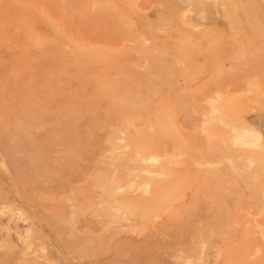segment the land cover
<instances>
[{
    "label": "rangeland",
    "instance_id": "rangeland-1",
    "mask_svg": "<svg viewBox=\"0 0 264 264\" xmlns=\"http://www.w3.org/2000/svg\"><path fill=\"white\" fill-rule=\"evenodd\" d=\"M71 1L66 0V3H64V0H53V2L48 5V8L45 9L43 19H47L49 22H44V25L52 31L59 32L60 48L67 46L64 50L59 49L60 58H63L61 59V66H64L65 57L71 58L77 64L76 66L82 63V65H85L83 67L81 65L80 68L78 66L80 70L83 69L82 71L85 72V68L88 67L87 69L89 72H86L89 74L90 72L91 74L94 73L97 78L90 74V81L96 84V86L94 85V88H91L92 91L88 89L84 91L81 85L79 86L80 83L78 82L85 81V77L88 73L85 74L82 80L81 76L84 74L81 73L82 75L79 76L82 71L77 68L79 70L77 72L78 75L76 74L77 76L71 78L73 80L72 83L70 82L72 81L71 79L68 83L70 88L62 91L64 96L74 97L76 94V98H117L115 95H119V97H121L120 95L135 96L139 93H143V96H146V94L150 96V91H155L152 97L154 95L156 98L166 96L174 97L183 101L185 104L184 110H187L189 107L190 111L194 110L198 112L201 133H204L206 130H211L216 136L223 134L231 124L230 120H228V124L217 123L214 125L207 121L206 118L211 112H217H213L209 108L210 105L214 101L227 95L230 98L238 99L247 98L249 96L248 100H252L251 103H254L255 107L253 104L249 106L251 104L247 100L249 105L246 104L245 113L250 118V127L257 130L262 135L264 142V80H262L264 72L263 69H261L264 64H260L264 63V49L261 48V46L264 47V32H262L264 31V28H262L264 27V0H254L253 3L251 2L252 0H241L243 3L239 0H227V2L226 0H74V5ZM229 2L233 3L235 6L229 4ZM5 3H7L5 0H0V6L2 5L0 8L1 36H7L11 31L16 32L21 29V22L24 21L22 18L26 16V14L22 17L19 16L23 9L18 5L21 3V6L25 8V0H9V4H6L8 6L12 3L15 4H12L10 7L14 9L17 7L19 14L16 11V17L12 16V13L11 15L7 13L8 10H6V8L9 9V7H4ZM70 3L72 4L71 9ZM12 8L10 9L12 10ZM13 10L12 12L14 14ZM248 10L250 11L248 12ZM23 12H26V8ZM5 13L8 15H4ZM54 13L58 15L56 16ZM247 13L250 14L247 15ZM52 15L54 16L52 17ZM180 15L184 16V18L180 17ZM246 16L248 17L246 18ZM181 18L185 20L184 23ZM3 19H7V21L2 22ZM18 19L22 21L19 23ZM189 22H192L191 25ZM49 23L50 25L52 24L51 26H54L55 30L49 26ZM188 26L189 28H187ZM192 27L195 28L193 29ZM2 30L3 32L10 33H3ZM138 35L141 37L140 39L136 38ZM60 36H62L65 41L60 38ZM142 42L144 43L142 44ZM4 43L6 42L0 43V54L5 56L4 62L6 64V62L9 61L8 59L6 61V58L10 56V48L7 44L4 46ZM137 43L139 44L137 45ZM138 46L141 47L139 48ZM73 47L80 49L78 52L79 54L81 53V57H79L78 54H72L70 50ZM84 48H89L90 51L88 50L85 52L83 51ZM247 48H249L248 51ZM103 49L108 50V53L112 52V54H105V52L102 51ZM129 50L133 52H129ZM134 50H137V52L138 50H142L141 53L138 52L139 57L136 51V53H134ZM93 51H100V55ZM114 51L118 53H113ZM126 51H128V53ZM143 51L146 52L143 53ZM67 52H69V54H67ZM228 54L230 55L228 56ZM158 56H160V58ZM167 56L170 63L173 62V65L161 59L167 58ZM144 57H146V59H144ZM90 58L94 60H90ZM171 58H174L176 62L174 63V60ZM260 59L263 60L260 61ZM177 60L180 62H177ZM248 61L250 62L248 63ZM123 62L130 66L131 69H128L130 67L127 66L126 68L122 66L120 69H126L124 72L129 70L127 72L129 74H126V72L115 73L116 70L113 72L115 67H119L120 63L123 65ZM130 62H132L133 65L130 64ZM258 62L260 63L258 64ZM101 63H106V66L101 65ZM221 63L225 67L220 66V71L218 73V66L221 65ZM107 64L110 66L109 68H107ZM136 64H138V67L136 66L137 68L135 67ZM165 64L171 67L168 66L165 68ZM97 65L104 66L105 68L103 67L101 71ZM175 65L179 67L177 69H181V72L174 69ZM91 66L93 69H90ZM106 68L107 70H105ZM161 68H163V70H161ZM173 69L175 71H173ZM183 69L188 71L186 72V70L184 71ZM260 69L262 70L261 73ZM117 70L120 71L119 68ZM130 70L134 72L131 73ZM168 70L171 74L168 73ZM24 71V69H20L18 73L21 74ZM62 72L64 71L62 70L61 73ZM166 72L168 74H166ZM189 72H195L197 75L193 73L192 78L189 79L191 75ZM134 73L138 74L134 76L135 79H133ZM131 74L132 77H129ZM259 74L262 76L260 77ZM102 76L107 79H105V83L101 82L103 85H100V81H103ZM167 76L169 77L168 79L166 78ZM114 77L118 79L121 77L122 80H115ZM202 77L205 78L203 79ZM61 78H64V76ZM75 78L78 80L76 81ZM99 78H101L100 81ZM165 78L166 80H164ZM123 80L126 82H123ZM210 80L211 83L209 82ZM106 81L109 82L107 83ZM111 82L120 87L119 89H115L116 86L114 85L111 87L114 88L115 91L117 90L116 92L114 91V94H112L113 90L111 91V89H109L111 86L110 84H112ZM60 83L61 87L65 86V84L67 85V83L64 84L63 81H60ZM248 83H250V85ZM207 84L211 86L209 87ZM253 84L259 89L255 91L256 87L254 88L252 86ZM97 86H100V88L102 86L103 88H101L102 90L99 92H94ZM24 87L25 86L20 84V89ZM126 87L128 89H126ZM262 90L263 93L261 95ZM162 91H164L166 95H162ZM45 93L42 91V93H35L36 95L32 94V98H30L32 95L27 97L8 96L11 100L9 98L0 100V264H197L198 262L193 254L194 249H190L191 245L192 248L197 247V243L194 239L197 241L198 237L193 232L197 224L201 226V228L206 229L208 226H211L216 232L212 238L208 236V233L203 235V242L205 245L203 244L201 246L203 247V251L206 250L204 253L206 256L208 255L207 257L212 260L217 258L223 260L226 254H231L229 255L230 257L227 256L229 258L233 256V259H238V257L234 258L237 256H234V253L238 252L239 254L240 251V253L243 252L241 250L242 246L238 243L243 245V237L240 234H243L241 233L242 229H244L243 231L245 233L247 225H238V227L241 228L240 230L238 228L237 231H240L238 234L236 230L232 229L234 227L236 229L237 225H229L228 227L219 224L223 221V208L219 205L217 198L206 197L198 199L194 208L195 211L193 210L194 212H190L192 215L190 217L193 220L188 216L189 213L184 214L189 219L182 215L186 221L185 219L183 221V218L181 219L182 216L157 218L156 225L151 228L146 227L142 231L140 227L136 225L138 220L137 217L124 209H117V207L121 203H124L125 197L127 199L129 196H137L139 192L140 194L146 193L144 195L147 196L150 193V196L151 191H142L136 184L134 188L131 189L126 187H121L124 189L119 188L117 190L118 193L113 197L106 194L104 195L102 190L95 185L98 183L97 178L101 174L105 173L104 175L109 178L118 173L122 168H125L124 165L115 162L114 155L115 153L129 151V148L123 146L126 134L122 133L120 134L121 137L114 138L115 135L111 134L112 127L105 125L106 118L104 115L110 112L108 102L103 99L96 109L101 119L98 116L93 117V115H90L94 118L91 119V117H88L89 114L75 119L72 115L67 113V115L60 116L57 112L58 105H60L58 104L60 103L59 99H57L54 94H50V92L46 95ZM250 93L258 95H256V97ZM38 94L39 96H37ZM241 94L243 95L240 96ZM28 97L30 98L29 100ZM253 97L255 99H253ZM259 97H263V101ZM202 99L203 102L199 105V100ZM259 105L263 106L260 107ZM10 106L12 108H10ZM257 106L260 107V109H256ZM195 107H197V109ZM26 108L31 109L29 115L35 114L32 116V120L35 122H32L36 124L35 126H39L37 128L34 127L35 129H33L26 138V143L24 145L16 147L10 144L3 145L2 138L4 136V128L11 125L16 120L23 118ZM7 110L9 111L7 112ZM142 111L145 112L148 110L142 109ZM63 112H66V108ZM56 118L59 119L57 123L56 121L58 119ZM97 118L100 121H98ZM73 119L81 123L78 129H76L78 133L74 132L75 130L71 128L74 123ZM91 120H95L93 124L95 126L96 123V128L92 126ZM60 121L64 122L63 125L66 127H64L65 130H58ZM96 121H98V123ZM79 129L81 130L80 132ZM61 132H63V134H61ZM74 134L76 139L72 136ZM111 135L113 137H111ZM58 138L61 139L58 140ZM64 140L67 144L63 143ZM78 141H80L79 144ZM61 142L65 145L62 146ZM76 142L77 144H75ZM60 143L62 147H60ZM71 145L72 147L67 149L68 146ZM75 146L81 151L75 148ZM74 149L79 153L78 160L76 161L77 164L72 161L66 162L65 159V157L71 156L70 154L71 152L73 153ZM65 151L67 153H65ZM42 153L47 156V173L45 172L44 175L34 176L32 173L41 168L39 159ZM80 157H82V161H79ZM65 163L67 164L65 165ZM70 166L71 168L73 166L74 170L79 169L80 171L78 170V173L77 171L72 172L73 169L72 171L69 170ZM64 168L66 171H69L66 172ZM61 169L65 174L61 173L63 172ZM79 172L80 174L84 173V175H80ZM70 174H73V176ZM103 177L104 176L101 178ZM68 178L71 180H67ZM87 186L90 187L88 191L87 189H82L83 187L87 188ZM126 191H128V195ZM106 199L110 205H113L107 207V209L102 206L106 202ZM192 204L193 200L189 192L186 196V205L192 207ZM252 211L256 212V206ZM116 214L118 215V219L113 223L114 220H112V217H116ZM254 215L255 219H257L260 224L251 225V228H249L250 225H248L249 227L247 226V232L249 234L245 233V235H249L248 238L251 236V243L254 242L252 238L255 240L254 244L252 243L249 245H257L254 246V249H256L255 256L251 255L254 258L250 256L249 258L251 260H264V216L257 213H254ZM130 219L133 220L130 221ZM189 220L191 221L189 222ZM71 223H73V225ZM220 225L225 227L223 228ZM190 226L195 228L192 229ZM218 226H220L219 229L222 228V230H217ZM244 226L245 228H243ZM255 226L256 228L258 227L257 229H260L262 233H259L260 231L256 230ZM226 227H228V229ZM253 227L254 230L252 229ZM232 230L234 231L232 232ZM250 233L252 234L250 235ZM256 235L258 236L257 239L255 238L257 237ZM261 236H263V238ZM189 239H192V242L194 241V245L189 242ZM211 239L213 242H211ZM230 240H232L234 245L231 244ZM229 243L232 245L231 247H229ZM211 244H213V247H211ZM214 245H216V247L218 246V248ZM227 246L230 248V251L226 250L228 248ZM248 247L247 249H249ZM235 248L239 250L237 251ZM259 248L260 250H258ZM222 249H224L223 252H221ZM242 249L245 251L244 246ZM247 249V252H244V258L247 257L246 253L249 254ZM254 249L253 251H251V248L249 249L251 251L250 254L255 252ZM238 256H240L239 259H242L240 254ZM186 261L191 263H187Z\"/></svg>",
    "mask_w": 264,
    "mask_h": 264
},
{
    "label": "bare ground",
    "instance_id": "bare-ground-1",
    "mask_svg": "<svg viewBox=\"0 0 264 264\" xmlns=\"http://www.w3.org/2000/svg\"><path fill=\"white\" fill-rule=\"evenodd\" d=\"M5 1L7 3H5L4 7L8 6L6 4H9L8 3L9 0L8 1L5 0ZM64 1H65L64 3H66V0H64ZM129 1H131V0H129ZM239 1L241 2V0H239ZM253 1L254 0H252L251 2L253 3ZM52 2H53V0H49V1H46V0H25V4H24L25 8H26L25 13L23 12V10L25 8H23L21 6V3L20 4L17 3L20 6V8L23 9L22 12H20L21 15L18 13L17 7L15 8L16 10L14 8L10 7V6H12L13 3L11 5H9L8 7H9V9L10 8H12V10L14 9L13 10L14 14H13L11 9L9 10L8 8H6V10H8L7 13H9V15H11V13H12V16L16 17V14L18 13L19 16L22 17L26 14V16H25L26 18L25 17L22 18L24 21H22V20L19 21V19H18L19 23L22 21L21 22L22 23L21 29L17 30L16 32L11 31V33L5 32V31L3 32V30H2L3 33H10V34L7 36H1L0 35V43L6 42V43H4V46H5V44H7L10 48V51H9L10 56L6 58V61H7V59L9 61L6 62V64L4 62L5 56L0 54V100H5L6 98H9L8 96L27 97V96H31L32 94L36 95L38 92L42 93V91H44V93L46 92L45 95L47 93L49 94V92H50V94L51 93L54 94V96L57 97V99H59L60 103H58V104H60V105H58V109H57L58 114L60 116H63L67 113V114L72 115L75 119H77L80 117H84L87 114H89L88 117H91L90 115H93V117L98 116L100 118L101 116L99 114H97L96 109L100 105V102L103 99H105L108 102V105L110 107V112L107 113L106 115H104L106 118L105 119V125H109L112 127V133L111 134L115 135L114 138L115 137H121L120 134H122V133L126 134L125 142L123 143V146L126 148H129V151H123L120 153H115V155H114L115 162L118 164L124 165L125 168H122L118 173L110 176L109 178H107V176L104 175L105 173L101 174L97 178L98 183H96L95 185L102 190L104 195L106 194V195L113 196V197L116 196V194L118 193L117 190L119 188L126 187L128 189H131V188H134V186L136 184H137V187L142 189V191H145V192L151 191L150 196H149L150 193L147 196V195H144L146 193L140 194V192L138 191L140 195L138 194L137 196L136 195L135 196H129V197H127V199L125 197L124 203H121L117 207V209H120V210L124 209L128 213L137 217L138 220H137L136 225H138V227H140V229L142 231L146 227L151 228L154 225H156V219L157 218L177 217V216L179 217V216H182V215L188 214V213H189L188 214L189 217L192 216L190 214V212H192L194 210L198 199L206 198V197L217 198L219 205L223 208V212H222L223 213V221L220 222L219 224L226 225L228 227H229V225H233V226L237 225L236 229H235V227L232 228L236 231L239 228L238 225H245V226L250 225V227L249 226L248 227L251 228V225L260 224V222L257 219H255L254 213L261 214L264 216V142L262 139V135L257 130H254L250 127V118L245 113L246 104L249 105L248 103L250 102L251 105H249V106H252V104L254 106V103H251L252 100H250V101L248 100L249 96L247 97L244 93V95L247 98L244 97L242 99H238V98H232V97L230 98L227 95L225 97H221L220 99L214 101L210 105L209 108L213 112L214 111H217V112H215V113L211 112L208 115V117L206 118L207 121H209L212 125H214L217 123H220V124H226L227 123L228 124V120H230V124H231L229 126V128L223 134L217 135V136L211 130H206L204 133H201L200 123H199L200 118H199L198 112H195L194 110L190 111L189 107L187 108V110H184L185 104L183 103V101H181L180 99L174 98V97H170V96L156 98V96L154 95L152 97V95L155 94V91H152L154 93H152L150 91L151 97L147 94H146V96H143V93H139L140 96H139V94L135 95V96L134 95L133 96H130V95L129 96L128 95L122 96V95H120L121 97H119V95H115V96H117V98L116 97L115 98H113V97H109V98H76V94H75L76 92L75 91H73V92H75L74 97H66L63 95L62 91L70 88V85L68 84L70 79L74 78V76L78 75L77 72L80 70L79 68L81 67V65L83 63L81 65H78L79 66V68H78V66H76L77 64L73 61V59L65 57L64 58V66L63 67L61 66V61H62L61 59H63V58H60L61 55H60L59 49L64 50V48L65 47L67 48V46H65L63 48L59 47V32L52 31L50 28L45 27L44 22H46L47 19L46 20L43 19L45 9L48 8V5ZM73 2H74V0L71 1L72 4H73ZM226 2H227V0H226ZM230 2H229V4H233ZM71 3H70V5H71L70 9L72 8ZM241 3H243V2H241ZM98 4H97V7H98ZM197 4H199V3H197ZM13 5H15V4H13ZM93 5H95V4H93ZM100 5H101V3H100ZM1 6H0V8H1ZM224 7H226V6H224ZM251 7H252V4H251ZM111 9H112V7H111ZM254 9H256V8H254ZM92 10H94V9H92ZM136 10H138V9H136ZM16 11H17V13H16ZM52 11H53V9H52ZM138 11H140V10H138ZM249 11L250 10H248V12ZM115 12H116V10H115ZM7 13H5L4 15H6ZM54 14L56 16L58 15L56 13H54ZM249 14L247 13V15H249ZM53 16L54 15H52V17ZM180 17L184 18V16H181V15H180ZM247 17L248 16H246V18ZM17 18H18V15H17ZM181 19H179V20L182 21L183 19L182 20ZM4 21H7V19L6 20L3 19L2 22H4ZM47 22H49V21H47ZM182 22L184 23L185 20H183ZM249 22H250V20H249ZM191 23H190V25H191ZM240 24H242V23H240ZM51 25L49 23V26H51ZM192 26H193V24H192ZM51 27L53 30H55L54 26H51ZM187 28H189V26ZM192 28L194 29L195 27H192ZM198 28H199V26H198ZM262 28H264V27H262ZM131 30H132V28H131ZM184 30H186V29H184ZM115 31H116V29H115ZM195 31H196V29H195ZM262 32H264V31H262ZM116 33H117V31H116ZM138 36L136 38L140 39L141 37L140 36L138 37ZM245 36L247 38L246 34H245ZM60 38H62V36H60ZM133 38H135V37H133ZM189 39H190V37H189ZM63 40L65 41V39H63ZM123 41H122V43H123ZM250 41H251V39H250ZM144 42H142V44ZM65 43H67V42H65ZM129 43H130V41H129ZM190 43H192V42H190ZM138 44L139 43H137V45ZM245 45H246V43H245ZM250 45H252V44H250ZM60 46H61V44H60ZM117 47H118V45H117ZM249 48H247V51L249 50ZM259 48H260V46H259ZM261 48L264 49V47H262V46H261ZM76 49H77V51H76ZM78 50H80V49H78L77 47L76 48L73 47L70 51L72 52V54H78L79 57H81L82 55H81V53L79 54ZM88 50H89V48L83 49V51H85V52H87ZM123 50H126V49H123ZM102 51H104L105 54L106 53L112 54V52L108 53V50H106V49H103ZM102 51H101V53H102ZM135 51L137 52V50H134V53H136ZM141 51L142 50H138L139 53H141ZM257 51H255V52H257ZM93 52L94 53L96 52V54L100 55V51H93ZM126 52L128 53V51H126ZM129 52H133V51L129 50ZM138 52H137V56L139 55ZM144 52H146V51H143V53ZM151 52H153V51H151ZM113 53H116V52L114 51ZM148 53H149V51H148ZM67 54H69V52H67ZM150 54H152V53H150ZM230 54H228V56ZM234 54L238 55L236 53H234ZM261 54H263V53H261ZM144 56H146V55H144ZM158 57L160 58V56H158ZM184 57H185V55H184ZM239 57H240V55H239ZM73 58H74V56H73ZM105 58H106V56H105ZM144 59H146V57H144ZM161 59L168 61L169 64L173 63V62L170 63L168 56H167V58L165 57V58H161ZM161 59H160V61H161ZM171 59L174 60V58H171ZM90 60H94V59L90 58ZM136 60H137V58H136ZM262 60L260 59V61H262ZM175 62L176 61L174 60V63ZM177 62H180V61L177 60ZM249 62L250 61H248V63ZM123 63L126 64L125 62H123ZM210 63L212 64L211 61H210ZM253 63H255V62H253ZM259 63L260 62H258V64ZM105 64L101 63V65H105ZM124 64L122 65V63H120L119 67L116 66L117 64L114 65L117 68L115 67L113 72H115V70H116L115 73H125L126 72V74H129V73H127L129 70L124 72V70H126V69H120V67H122V66H125L124 68H126V66L130 67L127 64L126 65H124ZM130 64H132V62H130ZM205 64H207V63H205ZM260 64L262 65L264 63H260ZM101 65H97V66H99V69L102 71L104 66L102 67ZM156 65H159V64H156ZM83 66H85V65H82V67ZM136 66L138 67V64H136L135 67ZM168 66L171 67L168 64L164 65L165 68H167ZM220 66H223L222 63H221V65L218 66V73L220 71ZM91 67H90V69H93V67L92 68ZM109 67L110 66L107 64V68H109ZM150 67H153V66H150ZM223 67H225V66H223ZM262 67L263 68H261V67H259V68L263 69V72H264V65H262ZM87 68H85L86 70L84 69L85 72L82 71L83 69L80 70L82 72H80L79 76L84 74L83 76H81L82 80L84 79L83 77L85 76V74H87L89 72V70ZM107 68L105 70H107ZM118 68L121 72L117 70ZM177 68H179V67H177V65H175L174 69L176 70ZM20 69H24L25 71L23 73L19 74L18 71ZM128 69H131V67ZM174 69H173V71H175ZM261 69H260V73L262 71ZM62 70L64 72L61 73ZM147 70H149V69H147ZM152 70H153V68H152ZM161 70H163V68H161ZM183 70L185 71L186 69H183ZM86 71H88V72H86ZM176 71L181 72V69L180 70L177 69ZM187 71L188 70H186V72ZM214 71H215V69H214ZM103 72H104V70H103ZM130 72H131V70H130ZM132 72H134V71H132ZM143 72H145V71H143ZM99 73H102V72H99ZM168 73H170L169 70H168ZM168 73L166 72V74H168ZM190 73L191 72H189V74ZM193 73H194V75H197V74H195V72H193ZM193 73H191V75L189 76L190 77L189 79L192 78ZM90 74H91V72H90ZM90 74L89 73L87 74V76L85 77V81L83 80L81 82H78V83H80L79 86L81 85V87L84 89V91L87 89L92 91L91 88L94 85L96 86V84H94L90 81V77H89ZM91 75L96 77L94 73ZM136 75H138V74L134 73L133 77ZM63 76L65 79L61 78ZM164 76H165V72H164ZM168 76H170V75H168ZM168 76L166 77L167 79L169 78ZM261 76L262 75H260V77ZM94 77H93V79H94ZM102 77H103L102 78L103 81H100L101 78H99V81H100L99 84L100 85H103V84H101V82L105 83V79H107V78H104V76H102ZM105 77H107V76H105ZM129 77H132V74ZM137 77H139V76H137ZM185 77H186V75H185ZM166 78L164 80H166ZM263 78L264 77H262V80H264ZM116 79H118V78H115V80ZM133 79H135V77ZM77 80L78 79H76V81ZM118 80H122V78L120 77ZM259 80H260V78H259ZM60 81L61 82L63 81L64 84L67 83V85L65 84V86L61 87ZM96 81H95V83H96ZM124 81L125 80H123V82ZM212 81H214V80H212ZM70 82L72 83L73 80ZM209 82L211 83V80ZM216 82H217V80H216ZM252 82L255 83L254 81H252ZM81 83H83V84H81ZM20 84H22L25 87L20 89ZM212 84H214V83H212ZM248 84L250 85V83H248ZM110 85H109L110 86L109 89H111V91L113 90L112 94H114L115 89L120 88L119 85H115V83L114 84L112 83ZM113 85L116 86L115 89L111 88ZM254 85L255 84H253L252 86L255 88L256 86H254ZM208 86L210 87L211 85L209 84ZM97 88H96L97 90L95 89L94 92L95 91H97V92L101 91L102 90L101 88H103V87L101 86V88H100V86H97ZM126 89H128V88L126 87ZM258 89L259 88L256 87L255 91ZM253 90H251V91H253ZM162 93H163L162 95H166L164 91H162ZM254 93L253 94L250 93V94L255 95V96L258 95V94H254ZM262 93H263V90L261 92V95H262ZM158 94H160V93H158ZM33 95L30 98H32ZM242 95L243 94H241L240 96H242ZM37 96H39V94ZM147 96H149V97H147ZM30 98L28 97V100ZM40 98H41V96H40ZM259 98L262 99V101H263V97H259ZM253 99H255V98L253 97ZM247 100L249 102H247ZM202 102H203V99L199 100V105H201ZM259 106L262 107L261 105H259ZM260 107L257 106L256 109H260ZM10 108H12V107L10 106ZM63 108L64 109L66 108V112H63V110H64ZM195 108L197 109V107H195ZM142 109H147L148 111L143 112ZM5 111H6V109H5ZM8 111L9 110H7V112ZM24 112H25V116L23 118L16 120L14 123H12L11 125L6 126L4 128V136L2 138L3 145H9L10 144L11 146H15V147L24 145L26 143V138L30 135V133L33 131V129H35L39 126L38 124H37L38 126H35L36 124L32 122V121H34V120H32L33 119L32 116H34L35 114L33 113V114L29 115L31 112L30 108H26L24 110ZM93 117H91V119H94ZM96 117H95V119H96ZM56 119H58V118H56ZM70 119H66V120H70ZM97 120L100 121L98 118H97ZM58 121H59V119L56 121V123ZM73 121H74V123H73L71 128L75 130V131L73 130L74 132H77L76 129H78V127H79V125H81V123L76 122L74 119H73ZM94 121L95 120H91L92 124ZM98 121H96V122L98 123ZM63 123L64 122H62V121L59 122L58 130L62 131L64 129L65 126L63 125ZM65 124H66V121H65ZM83 125H84V123H83ZM92 126H94V124ZM95 126H97L96 123H95ZM100 127H101V125H100ZM67 129H69V128H67ZM80 131L81 130L79 129V132ZM61 134H63V132H61ZM64 134H65V131H64ZM69 135H70V133H69ZM58 136H59V134H58ZM67 136H68V134H67ZM72 136L74 139H76L75 134ZM111 137H113V136L111 135ZM60 139L58 138V140H60ZM65 140H64V142L63 141L62 142L66 143ZM79 142L80 141H78V144H79ZM61 143H60V147L65 145L62 143V146H61ZM75 144H77V142ZM71 147H72V145L68 146L67 149H69ZM75 148L78 149L77 146H75ZM79 151H81V150H79ZM65 153H67V152L65 151ZM70 155L71 156H69V157H65L66 162H71V161L76 162L78 160L79 153L76 151V149H74L73 153L71 152ZM46 157L47 156H45L44 153H42L40 155L39 161L41 162V168L38 169V171H34L32 173L34 176L44 175L45 172L47 173ZM81 158L82 157L79 158L80 159L79 161H82ZM63 159H61V160H63ZM66 164L67 163H65V165ZM75 164H77V162ZM68 167H67V169H68ZM62 168H63V166H62ZM72 169H73V166H72V168L70 166L69 170L72 171ZM64 170H65V168H64ZM78 170L73 169L72 172L77 171V173H78ZM68 171H66V172H68ZM61 173L65 174L64 171ZM79 174H80V172H79ZM67 175H69V174H67ZM70 175L73 176V174H70ZM80 175L83 176L84 173L83 174L81 173ZM102 176H104V177L101 178ZM76 177H77V175H76ZM78 177H79V175H78ZM69 178L67 180H71ZM82 189H84V190L87 189V191H88L90 189V187L87 186V188L83 187ZM121 189H124V188H121ZM126 192H127L126 194L128 195L129 194L128 191H126ZM189 192L191 193L192 200H193L192 207H189L186 205V196ZM105 201L106 202L105 203L103 202L104 204L102 206L106 207V209L109 206H113V205L109 204L107 199ZM73 202H75V201H73ZM72 206H74V205H72ZM255 206H256V212H253L252 209H254ZM117 216L118 215L116 214V217H112V220H114L113 223L118 219ZM182 218H183V216L181 217V219ZM185 218H188V217L185 216ZM185 218H183V221ZM127 219H128V217H127ZM132 220L130 219V221H132ZM191 220H193V219L191 218ZM191 220H189V222ZM185 221H186V219H185ZM130 223H133V222H130ZM71 224L73 225V223H71ZM110 224H112V223H110ZM188 224H190V223H188ZM129 225H131V224H129ZM183 225H185V224H183ZM193 226H194V224H193ZM220 226L217 227L218 228L217 230H222V228L219 229ZM245 226L243 228H245ZM247 226L245 228V233L249 234L247 232L248 231ZM190 227L192 228V226H190ZM195 227H196L195 231H193V230H191V231H193L194 234L198 237L197 241H196V239H194L195 242L197 243V247L192 248L191 247L192 245H191L190 249H194L193 254L196 257V261L198 262L197 264H264V260H261V259L260 260H254V259L251 260L249 258V256L251 258H254V257H252L253 255L255 256V253H256V251H255L256 249H254V246H257V245H254V246L249 245L252 243L254 244L255 240L252 238V240L254 242L251 243V239H250L251 236L248 238L249 235L248 236H246L247 234L245 235V233L243 231L244 229L241 230V233H243V234H240L243 237L242 238L240 236L243 239V242H242L243 245L241 243H238V244H240L242 247L244 246L245 251H246L247 247L249 246L248 248L249 249L251 248V251H253V249H254V251H255L254 253L250 254L251 251L249 249H247L250 255L248 253H246L247 254L246 256L248 258L247 257L244 258V256H245L244 252L245 251L241 247V250L243 252L240 253L241 252L240 251L239 254L241 255L242 259H239L240 256H238L239 254L237 252V253H234V256L237 255L234 258L238 257V259L237 258L233 259V256H231V258H232L231 259V258H229L230 257L229 255H231V254H229V255L226 254V256L228 255L229 257L227 256V258H226V256L225 257L223 256L224 257L223 260H220L218 258L212 260L209 257H207L208 255L207 256L205 255L204 252L206 250L203 251V247L201 245L204 244L203 235L205 233H208L209 234L208 236H210L212 238V236L215 235L216 232L212 229L211 226H208L206 229V228H201V226H199L197 224ZM221 227H223V226H221ZM228 227H226V228L228 229ZM194 228H192V229H194ZM257 228L255 226V229L260 231L259 233H262L261 230L257 229ZM205 229H206V231H205ZM230 229H229V231H230ZM240 229L241 228H239V230ZM252 229L254 230V227ZM234 230H232V232ZM190 233H192V232H190ZM239 233H240V231L238 232V234ZM251 234L252 233H250V235ZM220 235H221V233H220ZM243 235H245L246 237ZM261 237L263 238V236H261ZM238 238H239V236H238ZM255 238L257 239L258 236ZM219 239H220V237H219ZM232 240H234V239H232ZM232 240H230L231 244H233ZM189 242L193 243V245H194V241L192 242V239H189ZM211 242H213L212 239H211ZM211 242H209V243H211ZM196 243H195V245H196ZM225 243H223V244H225ZM216 245H214V246L216 247ZM223 246H226V245H223ZM231 246L232 245H230V243H229V247H231ZM252 246H253V248H252ZM211 247H213V244H211ZM229 247L227 249L225 247V249L230 251ZM216 248H218V246ZM237 248H235V250ZM232 249H234V248H232ZM235 250H233V251H235ZM238 250L239 249H237V251ZM258 250H260V248ZM223 251H224V249H222L221 252H223ZM242 254H243V256H242ZM187 263H191V262L188 261Z\"/></svg>",
    "mask_w": 264,
    "mask_h": 264
}]
</instances>
